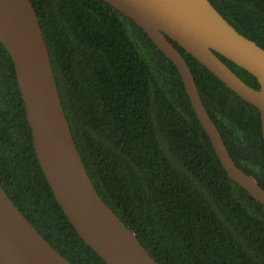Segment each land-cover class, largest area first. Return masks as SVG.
<instances>
[{
	"label": "trees",
	"instance_id": "trees-1",
	"mask_svg": "<svg viewBox=\"0 0 264 264\" xmlns=\"http://www.w3.org/2000/svg\"><path fill=\"white\" fill-rule=\"evenodd\" d=\"M69 126L101 197L161 264H264V205L233 181L175 64L105 0H31ZM264 48V0H210ZM236 164L264 188L260 110L177 42ZM216 54L247 84L256 77ZM0 183L74 264H108L77 233L42 170L13 59L0 42Z\"/></svg>",
	"mask_w": 264,
	"mask_h": 264
},
{
	"label": "water",
	"instance_id": "water-1",
	"mask_svg": "<svg viewBox=\"0 0 264 264\" xmlns=\"http://www.w3.org/2000/svg\"><path fill=\"white\" fill-rule=\"evenodd\" d=\"M136 22L177 67L193 108L230 178L264 205V188L241 169L202 100L177 42L261 113L264 48L240 33L210 0H105ZM0 42L11 55L37 158L64 213L108 264H161L96 189L69 126L42 24L31 0H0ZM258 80L254 88L217 54ZM0 264H74L37 230L0 183Z\"/></svg>",
	"mask_w": 264,
	"mask_h": 264
}]
</instances>
